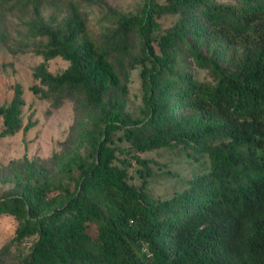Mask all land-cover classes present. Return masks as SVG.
Returning <instances> with one entry per match:
<instances>
[{"label": "trees", "instance_id": "trees-1", "mask_svg": "<svg viewBox=\"0 0 264 264\" xmlns=\"http://www.w3.org/2000/svg\"><path fill=\"white\" fill-rule=\"evenodd\" d=\"M31 1L38 12L45 0ZM167 13L180 17L155 35ZM39 32L47 41L30 88L56 104L81 93L95 115L63 164L73 187L31 162L22 192L0 196V216L19 220L0 264L8 251L13 264H264V0H146L141 12L119 13L103 40L72 3L65 19ZM189 33L218 56L217 42L234 49L227 66L210 58L213 79L181 66ZM191 53L207 60L198 48ZM56 56L69 61L59 72L48 67ZM134 68L144 88L139 114L122 98ZM24 104L17 84L0 102V137L31 127ZM161 147L208 165L155 197L147 188L153 160L141 153ZM134 162L140 184L130 181Z\"/></svg>", "mask_w": 264, "mask_h": 264}, {"label": "rangeland", "instance_id": "rangeland-1", "mask_svg": "<svg viewBox=\"0 0 264 264\" xmlns=\"http://www.w3.org/2000/svg\"><path fill=\"white\" fill-rule=\"evenodd\" d=\"M146 0H45L40 10L35 11L31 0H0V102L11 99L17 84L23 87L25 104L22 108L23 123L31 121L29 129H20L14 134L0 137V196L21 193L18 181L28 172L31 162L36 164L43 176L70 182L72 175L63 171V164L81 146V133L92 121L95 110L78 93L66 96L56 104L54 98L35 93L31 84L35 81L34 69L44 57L37 51L47 41L39 27L55 24L70 13L72 3L87 22L93 36L103 40L104 33L116 25L119 13L141 12ZM165 1V0H160ZM179 13H167L158 18L163 33L175 24ZM153 44L160 52L157 39ZM220 56L212 47L198 43L191 33L183 42L181 66L201 79H213L210 58H218L223 66L230 62L233 48L217 42ZM191 46L198 48L207 58L204 64L197 62L191 53ZM139 55L142 56V42L139 37ZM69 61L63 56L48 60V67L54 72L62 71ZM132 81L128 94L122 96L127 108L139 114L143 103L144 88L139 68L131 70ZM3 127L0 118V130ZM121 146H130L127 139H118ZM83 146V145H82ZM142 155L152 158L154 174L148 176L147 188L155 197H164L184 186L186 179L207 167L208 162L198 160L181 148L161 147L143 151ZM139 164L130 167V181L140 184L143 176L137 170ZM168 170H171L169 173ZM19 220L14 215L0 216V249L10 243ZM7 263L15 262L14 252H7Z\"/></svg>", "mask_w": 264, "mask_h": 264}]
</instances>
